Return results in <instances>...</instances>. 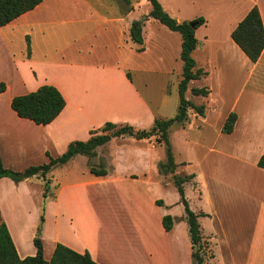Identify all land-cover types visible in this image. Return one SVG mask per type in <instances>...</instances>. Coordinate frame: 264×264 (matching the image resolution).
Instances as JSON below:
<instances>
[{
    "label": "crops",
    "instance_id": "crops-1",
    "mask_svg": "<svg viewBox=\"0 0 264 264\" xmlns=\"http://www.w3.org/2000/svg\"><path fill=\"white\" fill-rule=\"evenodd\" d=\"M49 1L44 0L34 10L0 27V84L6 86L0 93V156L7 169L16 170L12 166L15 164H5L4 147L15 161L27 149L37 153L42 161H48V153L53 157L62 155L72 142L88 141L93 131L101 134L108 122L149 130L156 119H161L151 99L138 89L130 73L131 78L128 77L125 62L56 66L46 61L45 55L38 57L40 33L42 41L48 36L37 19L40 11L48 8ZM142 1L149 3L151 11L149 0ZM54 2L60 6L67 4V0ZM159 2L179 22L205 20L196 30L198 45L193 57L204 58L203 63H196L208 75L193 84L196 87L200 82L198 88L210 90L208 97L198 96L207 105V111L204 117L190 112L188 123L180 127L182 136L187 137L183 144L189 151L194 148L203 155L193 152L192 158L175 160L179 165L176 174L196 176L185 184V194L191 210L204 213L199 223L213 255L211 264H264V169L258 166L264 157V51L253 63L231 36L254 6H258L264 25V2ZM91 10L88 0H77L68 23L92 22L97 13ZM135 11L133 8L112 20L122 26L121 37L125 36V27L121 24L127 20L131 26L136 20L131 19ZM21 36L25 42L29 37L31 55L27 54L26 43V54L16 58L12 51ZM84 37L79 33L74 39L78 52L81 51L78 43ZM146 51L145 47L140 53ZM58 67L67 72L62 79L47 74L49 69ZM6 72L10 73L16 88L25 87L26 92L9 95L11 85L3 77ZM97 82L107 83V91L87 90ZM43 85L55 86L66 100L61 114L46 126L20 118L11 108L13 98L34 92ZM167 91L168 87L166 95ZM211 111L215 117L214 126L209 125L214 131L213 137H203ZM231 113L237 115V121L233 132L225 134L223 127ZM191 118H195L201 134L197 140V135L194 139L191 136V132H196L195 128H189ZM112 145V152L105 154L107 176L89 173L81 180L59 182L53 179V170L47 175L50 183L46 197V181L40 176L19 183L8 177L0 179V214L21 259L37 254L34 240L39 237L47 261L51 260L57 244H63L78 253L88 252L98 264H194L180 195L172 175L163 176L158 171V163L165 160L156 157L154 152L161 144L156 138H114L98 147L97 156ZM113 203L121 207L105 208L106 204ZM168 215L175 220L169 232L163 226V218Z\"/></svg>",
    "mask_w": 264,
    "mask_h": 264
},
{
    "label": "trees",
    "instance_id": "trees-1",
    "mask_svg": "<svg viewBox=\"0 0 264 264\" xmlns=\"http://www.w3.org/2000/svg\"><path fill=\"white\" fill-rule=\"evenodd\" d=\"M44 0H0V27H4L20 16L34 10ZM126 4H130V0H124ZM151 11L149 16L160 22L172 32H177L182 37L180 59L183 62L182 77L178 85L179 106L175 117L170 119H156L152 128L149 130H140L125 124L118 125L111 122L106 123L101 134L97 131L92 132V137L85 142H72L67 151L62 155L50 158L47 164L39 166H31L23 172H15L7 169L3 165L0 156V179L8 177L14 182L19 183L25 179L40 176L46 181V191L44 197L47 196L50 180L47 175L54 169L68 164L75 156L83 155L89 158L97 156V149L100 146L112 141L114 138L133 137L137 140L156 138L158 144L165 147V161L158 163V171L163 176L172 175L173 183L180 195V202L185 208V219L189 227V235L192 244V258L194 264H206L203 249L208 246V242L202 234L199 217L204 213L197 214L191 210L189 202L185 194V184L195 179V175H178L176 171L179 165L176 163L173 147L170 141V129L176 125L184 127L190 119V111L196 116L204 117L207 107L205 104L196 105L190 99L186 98V93L190 89L193 96L208 97L210 90L207 87H191L196 80H200L207 72L203 68L197 66L193 53L197 48L198 41L196 39V30L204 24V18H198L191 22H179L173 18L162 6L159 0H149ZM132 10V9H130ZM192 23L196 26L193 27ZM232 39L246 56L256 63L264 51V25L258 6H254L247 16L238 24L232 32ZM131 40L139 45L138 52H144L143 23L134 21L130 29ZM27 54L31 55L30 39L27 37ZM129 78L130 74H127ZM5 84H0V93L5 91ZM66 107V100L60 90L53 85H43L38 90L16 96L11 103L12 110L23 119L33 121L37 125L46 126L52 123ZM237 115L231 113L227 118L223 132L231 134L234 130ZM258 166L264 169V157L259 160ZM90 173L95 176H107L109 171L105 164L90 168ZM175 220L171 216L163 218V226L167 232L171 231ZM37 248V254L33 257L21 259L18 255L16 246L12 239L7 224L3 221L0 214V264H98L93 260L91 255L86 253H78L73 249L57 244L53 256L50 261L44 257V247L42 241L37 237L34 240ZM213 255H210L212 258Z\"/></svg>",
    "mask_w": 264,
    "mask_h": 264
},
{
    "label": "rangeland",
    "instance_id": "rangeland-1",
    "mask_svg": "<svg viewBox=\"0 0 264 264\" xmlns=\"http://www.w3.org/2000/svg\"><path fill=\"white\" fill-rule=\"evenodd\" d=\"M76 1L77 0H67L66 6H60L56 4L54 0H50L48 8H43L40 11L37 20L42 23L41 27L46 29L45 36L47 35L48 37L42 41V34L40 33V40L37 46L38 57L41 58L45 55L46 61L53 62L56 66L67 63L98 66L100 64H115V61H123L125 62L124 64H126L125 68L128 71L127 73L132 75L138 89L147 98L151 99L152 107L156 111L159 110L161 119L175 117L179 106L178 84L181 80L183 71V62L180 59L181 35L171 32L157 20L151 18L147 14H143L145 12H150V5L142 0H130V4H126L124 0H88L89 4L92 6L91 11L97 13L96 18L93 19L92 22H88L84 25H71L68 21L72 18L71 11L73 12V5ZM83 8L89 11V8ZM133 8H135L136 11L131 17L132 21L136 19L145 24L143 28L144 45L147 49L145 53L138 52L137 46L139 45L135 44L129 37L133 22H131V26L130 21L127 20L121 24L125 27V36L122 35V37L120 36L122 26L112 22L116 16L126 15L128 12H131ZM78 10L84 13L82 9ZM80 15L83 16L82 14ZM202 31L203 29L198 32L200 38L203 34ZM79 33L81 36L85 35L83 40L78 43L81 50L80 52H78V47L74 44V39L78 38ZM26 43L25 37L22 36L20 41H16V45L13 47L12 51L16 58L26 54ZM195 59L199 63L204 62V58L200 55H197ZM66 73L65 69L61 67L53 70L49 69L47 72L49 76L61 79ZM3 77H5L11 85V92L9 95L21 93L26 90L25 87L16 88V85L11 82L12 79H10L9 72H6ZM193 86L194 84H191V87ZM200 86V82L196 84V87ZM166 87H168L167 95L165 94ZM87 88L89 92L100 90L106 92L108 85L104 82H97ZM186 98L193 101L196 105H202V98L193 96L190 89L186 93ZM190 112L192 113L193 111ZM210 113H212V111ZM189 115L191 116L190 113ZM214 119V113H212L210 122L207 123L203 131V137L204 135L208 138L213 137L214 131L209 125L212 124L214 126ZM190 123L191 125L189 128L192 129L193 127L195 128L194 131H196L195 133L191 132V136L194 139V136L197 135V140L198 136H201V134L197 131L198 128L195 126V118H191ZM181 130L180 127L174 125L169 132L176 160L181 161L192 158L194 156L193 152L202 156V152L195 151L194 148L189 151L188 147L183 144L187 137L182 136ZM190 141H192V139ZM112 149L113 145L106 148L105 151L102 149V152L105 153L99 152V156L94 158L82 155L75 158V160L69 164L58 167L56 170L54 169L53 173L55 174H53V179L59 182H72L86 178L89 176L92 166L99 168L102 163L106 165L107 161L105 159V154L112 152ZM154 154L156 157H161L165 160L164 145H158ZM3 156L5 164H9L10 162V164H15L12 166H14L16 170L10 169L13 171L15 170V172H23L31 166L47 164L50 159L47 156L48 161H42V158H40L37 153L27 149L26 152L23 153V157L15 161L14 159H10L5 147ZM188 189L190 190V187H188ZM113 207L121 206L115 203L110 205L106 204L105 206L106 209H111ZM39 220H41L40 216L38 217V222ZM203 254L205 256V263L211 264L209 246L203 249Z\"/></svg>",
    "mask_w": 264,
    "mask_h": 264
},
{
    "label": "water",
    "instance_id": "water-1",
    "mask_svg": "<svg viewBox=\"0 0 264 264\" xmlns=\"http://www.w3.org/2000/svg\"><path fill=\"white\" fill-rule=\"evenodd\" d=\"M144 19H145V18H144ZM192 26H193V27H195V26H196V24H195V23H192Z\"/></svg>",
    "mask_w": 264,
    "mask_h": 264
}]
</instances>
